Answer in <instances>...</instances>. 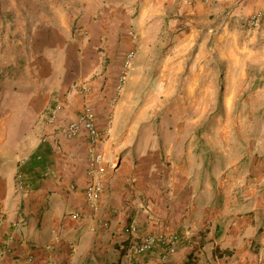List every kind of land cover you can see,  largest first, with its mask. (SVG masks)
I'll use <instances>...</instances> for the list:
<instances>
[{"label":"crops","instance_id":"crops-1","mask_svg":"<svg viewBox=\"0 0 264 264\" xmlns=\"http://www.w3.org/2000/svg\"><path fill=\"white\" fill-rule=\"evenodd\" d=\"M49 11L34 24L26 4L0 0V264L23 253L159 264L169 236V264H264V163L239 136L264 99V24H243L264 0H55ZM87 100L109 130L96 210L87 133L62 132ZM151 234L161 238L138 253Z\"/></svg>","mask_w":264,"mask_h":264},{"label":"built area","instance_id":"built-area-1","mask_svg":"<svg viewBox=\"0 0 264 264\" xmlns=\"http://www.w3.org/2000/svg\"><path fill=\"white\" fill-rule=\"evenodd\" d=\"M243 20L250 26L262 25L264 24V11H257L248 17H244ZM134 57L135 51L131 50L125 58L123 70L116 86L117 95L120 94L124 88ZM77 91L86 96L90 92V85L87 82H81L77 85ZM53 117L54 115H52V118ZM82 131H86L88 136L87 161L90 169L89 172L92 177V180L88 183L85 191L86 203L96 210L99 208L98 200L104 191L103 176L106 171L105 152L100 144L103 140L109 137V130H103L98 126L96 111L93 104L88 100L84 103L82 111L79 113L78 117L62 128L63 134L71 139L79 136ZM17 182L19 189H26L25 179L21 174L18 175ZM72 188L74 189L75 186L72 185ZM73 215L79 218L81 213L77 211L74 212ZM6 218L7 211L4 205L0 203V231H2V228L6 223ZM103 226L107 228L109 224L104 222ZM135 230L136 226L134 223L129 225V231ZM160 238L161 236L152 234L144 237L137 246V252L144 253L150 251ZM178 238V236H169L166 238L168 245L159 264H169V255L175 252ZM14 264H34V257L31 253H23L18 259H16Z\"/></svg>","mask_w":264,"mask_h":264},{"label":"rangeland","instance_id":"rangeland-1","mask_svg":"<svg viewBox=\"0 0 264 264\" xmlns=\"http://www.w3.org/2000/svg\"><path fill=\"white\" fill-rule=\"evenodd\" d=\"M21 3H24L29 7L30 9V16H32L34 24L35 20L37 21H48L51 19V16L54 15L50 13V6L54 4L55 0H19ZM248 25L247 23H243ZM250 26V25H248ZM76 28L78 29V32L82 33L83 35H87L86 30L83 29L80 25H77ZM31 37V36H30ZM264 47H260L259 51L261 53H264ZM263 62H259L258 68L264 69ZM85 82H88L87 80H84ZM121 94V93H120ZM118 94V95H120ZM169 97V95H164L161 100H166ZM258 112L256 113V120L254 122V125L252 127H246L241 126V130H239V136L241 137V147L246 151L247 149L254 150L255 155H257L256 159L260 161L261 163H264V99L261 96L260 100V107ZM251 133L253 137H251ZM248 134V135H246ZM249 137L246 141V136ZM246 144V145H245ZM213 152V151H212ZM215 153L213 152V155ZM215 156V155H214ZM213 156V158H214Z\"/></svg>","mask_w":264,"mask_h":264}]
</instances>
